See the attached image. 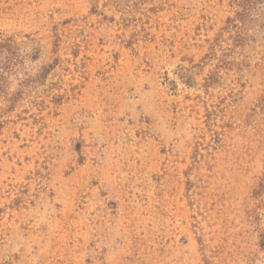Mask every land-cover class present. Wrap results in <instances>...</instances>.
<instances>
[{
    "label": "rangeland",
    "instance_id": "rangeland-1",
    "mask_svg": "<svg viewBox=\"0 0 264 264\" xmlns=\"http://www.w3.org/2000/svg\"><path fill=\"white\" fill-rule=\"evenodd\" d=\"M0 33V264H264V0H0Z\"/></svg>",
    "mask_w": 264,
    "mask_h": 264
},
{
    "label": "trees",
    "instance_id": "trees-1",
    "mask_svg": "<svg viewBox=\"0 0 264 264\" xmlns=\"http://www.w3.org/2000/svg\"><path fill=\"white\" fill-rule=\"evenodd\" d=\"M11 44H12V39L11 37H5L3 34L0 33V64L3 61V54L5 53L8 54L11 50ZM6 58V56H5ZM4 72L5 70H2V66H0V82L2 81L4 77Z\"/></svg>",
    "mask_w": 264,
    "mask_h": 264
}]
</instances>
